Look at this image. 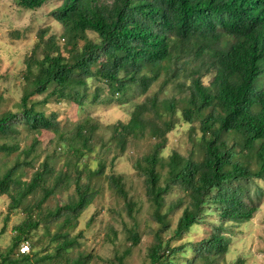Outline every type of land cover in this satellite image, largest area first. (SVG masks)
I'll return each mask as SVG.
<instances>
[{"label":"trees","instance_id":"trees-1","mask_svg":"<svg viewBox=\"0 0 264 264\" xmlns=\"http://www.w3.org/2000/svg\"><path fill=\"white\" fill-rule=\"evenodd\" d=\"M47 1L17 3L36 9ZM51 15L63 26L67 55L50 35L41 42L42 57L26 58L19 110L0 114V137L16 131L18 119L30 131L53 132L62 151L46 152L29 178H22L23 166L31 165L37 154L39 141L34 137L0 173V195L10 200L8 212L18 208L24 212L12 227V244L0 253V264H83L91 253L73 260L64 257L82 237L81 231L71 234V229L100 193L96 179L101 177L131 214L134 201L123 175L106 165L112 166L130 141L144 138L153 141L132 166L143 178L144 194L154 205L153 217L159 223L147 247V264H192V260L174 261V254L186 246L206 262L221 255L229 243L224 224L248 221L263 195L256 181H264V0H61ZM87 30L95 39L86 36ZM44 32L39 30L40 39ZM207 73L212 78L206 85L202 76ZM158 79L159 87L152 91ZM171 82L179 96L160 98ZM127 92L143 98L132 104L126 121L109 125L107 139L90 115L68 130L62 129L54 112L46 114L38 107L52 100L72 102L82 109L90 102L124 98ZM41 94L40 100H33ZM178 118L188 124L198 122L199 158L192 149L187 155L173 150L166 159L162 156ZM18 149L17 143H0V151ZM62 155L64 161L57 167L55 161ZM159 168H165L163 178ZM174 185L183 190V196L172 200L168 210L187 198L173 228L174 238H182L210 211L222 221L197 243L172 246L170 239L163 241L160 236L168 225L161 208ZM57 193H65L66 198L44 206ZM91 220L92 216L87 223ZM52 223L55 229L48 235L55 241L53 253L40 254L44 251L32 244L28 252L18 250L19 255L12 256L16 247L30 239L33 229ZM123 228L132 239L130 246L136 245L138 231ZM110 229L116 236L112 225ZM128 252L130 247L117 255L119 264ZM233 264H242V259Z\"/></svg>","mask_w":264,"mask_h":264},{"label":"rangeland","instance_id":"rangeland-1","mask_svg":"<svg viewBox=\"0 0 264 264\" xmlns=\"http://www.w3.org/2000/svg\"><path fill=\"white\" fill-rule=\"evenodd\" d=\"M61 0H49L36 9H29L18 5L17 0H0V114L5 111L17 112L19 110V100L25 86L23 73L26 67V58L29 56L42 57L43 42L50 35H53L61 47L63 54L67 55L65 48V39L62 35L63 26L56 21L51 11L59 6ZM44 29L45 34L40 39L39 30ZM89 39H95V34L89 30L86 31ZM82 40H79L81 45ZM212 78L211 73L204 74L202 81L208 84ZM175 82V81H174ZM167 84L159 97L179 96L175 83ZM160 79L153 83L151 90H157ZM44 95H35L33 100H40ZM143 96H131L126 93L124 98L116 97L109 103L90 102L82 109L78 108L72 102L48 101L42 107L46 114L54 112L60 121L62 129L71 130L74 123L86 115L95 118L101 125L99 133L107 139L110 135L109 125L117 120L126 121L129 117L132 104L141 100ZM181 103H179V106ZM179 115V112H178ZM178 124L168 133L165 147L162 149L164 159L173 151L182 155H187L193 150L194 157L199 158L201 152L198 149L197 140L199 137L198 122L188 124L178 118ZM16 131L0 137V143H17L19 149L12 153L0 151V173L11 165L18 151L28 146L32 139L36 137L39 141L37 145L35 158L31 165H24L22 178H29L40 158L46 153L58 146L55 144V134L44 130L30 131L20 120L14 123ZM153 139L144 138L130 141L125 151L120 154L111 166L106 165L109 171L121 173L124 177L125 188L129 198L134 201V209L129 214L123 208V199L113 192L105 180L101 177L96 179L100 193L81 213L77 225L71 229V234L82 232L79 238V244L64 254L68 260L77 258L78 255L91 253V257L84 259L83 264H119L116 260L117 255H121L125 249L130 247L122 260L123 264H147V247L153 239V232L159 227V223L153 217L154 205L146 198L144 194L143 178L133 168V161L142 153L146 152ZM58 152L62 148H57ZM110 154H106L109 157ZM64 161V156H60L56 161V166H60ZM91 164H93L91 160ZM111 168V169H110ZM161 171V169L159 168ZM162 178L165 176V168L161 171ZM263 189V195L256 201L258 205L253 217L240 224L225 223L226 237H229L226 251L221 255L211 257L212 261H205V258H199L191 253L187 246L182 251L179 249L174 254V261L184 263L192 260V264H233L238 258L242 259V264H264V181H256ZM183 196V190L178 186H172L171 190L165 195V203L161 212L167 213V224L160 231L163 241L170 239L172 246L187 243H197L210 234L211 228L221 225L222 221L215 211H210L203 216V221L193 225L189 232L182 238L173 237V228L181 214L187 198L184 196L182 204L172 210H168L170 202L177 197ZM66 194H54L45 203L44 206H53L56 202H62ZM10 200L7 195H0V253L4 252L12 244L15 232L12 227L19 223L24 212L18 208L8 212ZM92 216V220H87ZM110 225L117 231L116 236L111 232ZM128 229H134L139 233V240L136 245L130 246L132 239L124 231V226ZM55 225L40 224L30 233V239L25 243L36 246L37 249L44 252L40 254L53 253L55 241L50 240L49 231L53 232ZM129 238V239H128ZM19 247L14 249L13 257L18 256ZM180 253H184L180 254ZM43 264H52L44 261Z\"/></svg>","mask_w":264,"mask_h":264},{"label":"built area","instance_id":"built-area-1","mask_svg":"<svg viewBox=\"0 0 264 264\" xmlns=\"http://www.w3.org/2000/svg\"><path fill=\"white\" fill-rule=\"evenodd\" d=\"M29 250L28 248V245L27 244H21L20 247H19V251L22 252V253H25Z\"/></svg>","mask_w":264,"mask_h":264},{"label":"clouds","instance_id":"clouds-1","mask_svg":"<svg viewBox=\"0 0 264 264\" xmlns=\"http://www.w3.org/2000/svg\"><path fill=\"white\" fill-rule=\"evenodd\" d=\"M24 243H25V242H23V243H21V244H24ZM21 244H20V245H21ZM25 244H26V243H25ZM20 245H19V247H20ZM27 245H28V244H27ZM28 248H29V245H28ZM28 251H29V250H28ZM28 251H27V252H28ZM19 252H20V251H19ZM20 253H22V252H20ZM25 253H26V252H25Z\"/></svg>","mask_w":264,"mask_h":264}]
</instances>
